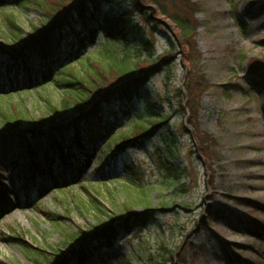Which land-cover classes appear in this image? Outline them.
Listing matches in <instances>:
<instances>
[{"label": "rangeland", "instance_id": "374dc122", "mask_svg": "<svg viewBox=\"0 0 264 264\" xmlns=\"http://www.w3.org/2000/svg\"><path fill=\"white\" fill-rule=\"evenodd\" d=\"M23 1L8 0L0 9V50L14 57L25 56L30 35L47 28L45 13ZM122 1L119 10L130 11L128 0ZM147 1L142 6L152 7ZM162 3L168 13L188 18L193 34L180 38L165 18L145 21L133 15L136 43L124 46L99 32L79 56L104 66L124 54L132 61L167 62L139 91L130 117L118 118L109 141H95L98 127L92 121L94 158L83 174L61 168L60 179L71 184L61 185L60 192L44 183V177L31 188L28 154L11 134L74 119L78 111L71 101L79 91L72 85L73 74L85 75L89 67L56 68L55 59L53 82L39 83L38 71L31 79L25 72L18 74L15 89L0 85V264H75V242L68 236L90 237L111 216L126 218L125 206L142 214L147 203L156 211L153 221L122 234L87 264H173L176 255L171 253L178 249L176 264H264V233L260 240L242 225L264 227V81L251 70L264 64V0ZM9 15L20 32L11 33L5 21ZM168 36L174 42L172 52L167 51ZM31 62L37 68L41 59ZM66 101L65 115H57ZM181 101L184 110L178 111ZM6 115L12 116L15 128L8 127ZM134 127L146 129L147 136L119 152ZM64 142L70 146L69 140Z\"/></svg>", "mask_w": 264, "mask_h": 264}, {"label": "trees", "instance_id": "16d2710c", "mask_svg": "<svg viewBox=\"0 0 264 264\" xmlns=\"http://www.w3.org/2000/svg\"><path fill=\"white\" fill-rule=\"evenodd\" d=\"M147 1V0H146ZM174 0H148L152 7L142 6V0H128L131 11H120L122 0H24L23 3L32 2L40 8L46 16L47 25L43 31L36 29L37 33L30 35V42L25 46V56L14 57L0 50V60L2 71L0 73V85L8 90L15 89L18 74L25 72L30 78L31 75L39 71V83L47 84L53 82L52 62L56 59V68H69L72 65H82L89 67L86 74L82 72L74 73V83L72 85L79 91L78 99H72L77 108V116L73 119L63 120L64 123L44 128L45 124L35 126L26 133L17 130L11 137L16 138L19 145L26 149L29 158L28 178L31 188L38 186L40 177L45 178L48 185L55 186L56 191H61V185H68L70 180L62 181L59 177V170L66 169L68 173L83 174L88 169L96 153L92 144L109 141L112 131L118 125V118L130 117L134 100L143 89L147 80L159 71L160 66L167 62L166 59L144 58L132 61L127 54L120 57L114 56L108 66H104L100 60L91 59L88 55L79 58L85 48L93 43L97 34L100 32L102 37L108 41L117 42L126 46L130 41L137 42L133 32V15L143 16L145 21H157L158 17L165 18L173 24L179 32L180 38H186L194 32L190 21L186 17H179L178 14H170L162 2ZM194 0H188V4ZM8 0H0V9H3ZM147 4V3H146ZM147 4V5H148ZM110 10H103L105 7ZM145 9L150 13L145 14ZM10 27L11 33L20 32L21 29L16 24L13 16L9 15L5 20ZM130 35L132 37H130ZM1 37V35H0ZM76 39V43H70L71 38ZM168 49L172 52L174 42L170 36L166 38ZM145 44V43H143ZM146 45V44H145ZM3 58V59H2ZM41 59V63L35 68L32 60ZM191 63V58H187ZM192 63L196 61L192 60ZM156 65V66H155ZM261 81H264V64H256L251 68ZM36 76V75H35ZM32 78V77H31ZM30 78V79H31ZM86 97L83 102L82 98ZM93 101V106L90 103ZM183 102H179L178 111H183ZM150 109L149 104H147ZM69 108V101L64 102V111L56 114L63 116ZM9 119L7 124L10 129L16 126L12 123V116L6 115ZM52 120L51 122H54ZM92 121L97 122L98 132L94 141L95 127ZM66 122V123H65ZM163 123L151 122V125L158 126ZM70 131V132H69ZM149 132V131H148ZM64 133L66 136L64 137ZM144 128L132 129L131 135L124 136V144L118 147L120 152L125 146L133 145L138 139L147 136ZM65 140L70 141V146H66ZM202 149L198 153H201ZM117 152L112 155L113 158ZM165 170L171 172V165L165 164ZM176 176L178 175L175 172ZM99 184V183H97ZM67 186V187H68ZM96 202V201H95ZM34 203V202H33ZM37 204H32L35 207ZM168 204L164 203L163 206ZM174 205L181 209L186 206ZM99 212L105 213L98 207ZM127 217L118 218L117 215L111 216L109 222L103 223L101 228L96 230L90 237L86 234L70 235L69 242H75L72 254L75 264H86L91 262L95 255L103 249H110L114 241L122 234L129 233L134 229L146 227L154 219L150 204L147 203L145 212L140 214L133 208L125 206ZM211 217L217 218V212ZM245 223V222H244ZM250 231L258 239H263L264 227L260 224H252ZM257 229V230H256ZM179 251V249H178ZM171 253L173 264L178 263L179 254ZM237 258V257H236ZM238 259V258H237ZM175 260V262H174ZM183 260L179 261L182 262ZM35 264H40L38 260ZM184 262H182L183 264ZM230 264H235L229 260Z\"/></svg>", "mask_w": 264, "mask_h": 264}]
</instances>
